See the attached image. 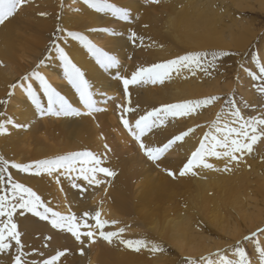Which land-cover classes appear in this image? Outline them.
I'll return each instance as SVG.
<instances>
[{"label": "bare ground", "instance_id": "6f19581e", "mask_svg": "<svg viewBox=\"0 0 264 264\" xmlns=\"http://www.w3.org/2000/svg\"><path fill=\"white\" fill-rule=\"evenodd\" d=\"M254 1L259 3V9L264 8V0ZM114 2L130 9L129 21L98 13L84 5L83 0H76L75 4L72 0H29L14 18L0 25V100L7 99L10 84L39 65L38 71L58 91L76 102L78 98L64 77L62 62L51 46L59 23L61 27L89 35L97 45L117 55L122 74H130L138 66L163 62L187 51H207L208 57L214 51L232 53V57L223 56L226 58L221 72L217 71L215 62L208 72L195 70L193 74L183 70L179 74L173 73L163 83L130 86L132 106L139 105V114L165 103L217 95L215 91L223 85L241 93L242 101L248 107L256 104L249 91L252 80L241 70L247 67L241 56L249 55L255 42L263 48L260 59L264 62V35L257 37L260 33L255 19L246 15L254 9L253 1ZM256 16L262 17L259 13ZM105 26L113 28L115 35L89 31ZM130 30L144 37L143 45L131 43ZM61 46L86 71L97 93V107L103 110L92 115L42 117L18 87L8 103L0 105V112L26 127L8 125V131L0 133V156L27 163L85 148L104 153L107 144L110 151L105 166L116 175L108 177L100 186L87 187L83 193L64 177L58 183L54 176L46 173L34 175L16 169L10 171L14 179L38 191L57 210L67 212L69 207L76 212L100 210L101 219L119 222L107 226L105 231L123 227L121 239L155 241L163 251L154 253L148 248L135 251L115 237L109 243L97 234L93 241L85 242V254L81 255V245L71 233L53 229L50 223L25 211L16 216V222L29 260L42 261L44 255L40 253L45 254V248L50 246L52 253L57 249L69 250L60 264H183L189 257L198 259L212 254L215 258L217 249L226 244L236 245L249 233L264 228V148L253 150L226 173H222L225 172L224 163L213 159L210 162L215 163L214 169H199L196 175L190 173L182 177L170 175L169 170L178 173L182 161L206 129L200 128L193 136L185 138V142H177L160 161L148 160L123 126L122 115L133 123L136 117L122 110V106H128L122 82L113 72L99 69L77 41L69 38L66 43L61 41ZM229 65L233 68H225ZM205 66L208 67L207 62ZM34 87L41 91L38 82ZM233 99L236 100V96ZM263 104H256L257 111L264 113ZM220 105L221 101H216L206 110L205 107L198 109L190 119L169 118L165 125L147 134L146 142L161 144L186 127L197 123L206 125L216 118ZM77 106L82 108V105ZM260 141L264 145V138ZM229 174L233 176L229 177ZM48 236L52 238L50 241L45 240ZM15 254L14 248L0 253V264H12ZM249 259L251 264H258L250 256Z\"/></svg>", "mask_w": 264, "mask_h": 264}, {"label": "snow or ice", "instance_id": "6c2138e0", "mask_svg": "<svg viewBox=\"0 0 264 264\" xmlns=\"http://www.w3.org/2000/svg\"><path fill=\"white\" fill-rule=\"evenodd\" d=\"M28 2L29 0H0V25H4L11 18H14L18 10ZM152 2L159 3V0H152ZM72 3L75 4L76 0H72ZM83 4L98 13L109 14L121 21H129L130 19V9L127 6L118 5L114 0H83ZM40 15L46 14L41 13ZM57 19L60 20V17H57ZM89 31H100L115 35V30L107 26L91 28ZM69 38L77 41L86 49L99 69L113 72L114 77L122 82L123 92L128 100V106H122V110L125 113H131L136 118L133 123L122 115L121 120L124 128L138 142L142 153L148 160L154 163L160 161L177 142H185V138H190L200 128L206 129L190 150V154L182 161V167L179 168L178 173L169 170L170 175L182 177L190 173L196 175L199 169H214L215 163L210 162L213 159L224 163V171H231L232 165L239 164L245 156L251 154L254 145L264 138V113L245 116L241 108L237 106V101L228 98L224 100V106L210 123L206 125L197 123L186 127L161 144L146 142L147 134L151 133L154 128L165 125L169 118L190 119L198 109L214 104L221 97L209 95L199 99L165 103L139 114V105L132 106L130 86L148 82L154 84L157 81L163 83L173 73L179 74L183 70L191 71L193 74H195V70L208 72L219 57L228 56L232 53L222 50L214 51L211 53V60H208L209 53L207 51H187L163 62L138 66L130 74H122L120 72L121 61L117 55L97 45L90 39L89 35L81 31L61 27L59 23L54 33V39L51 40V46L62 62L64 77L71 89L74 90V95L78 98L76 102L74 103L67 95L58 91L38 71L39 65H37L30 73L23 74L17 81L9 85L10 90L7 93V99L0 100V105L7 104L19 87L26 93L36 112L42 117L49 115L82 116L102 111L103 109L97 107V93L94 91V86L86 71L78 66L66 48L61 46V41L66 43ZM129 39L133 45L137 42L143 45L144 37L134 30H130ZM252 59L255 61L258 71H253L251 68L245 70L254 81H258L254 84V87L264 95V62H261L258 53ZM206 61L208 67L205 66ZM36 82H38L41 91L34 87ZM77 105H82V108ZM0 117H4V119H0V133H6L8 125L15 124L17 127H26V125L16 124L15 121L8 119L4 112H0ZM104 148L106 150L104 153L85 148L58 154L51 158L35 159L27 163H17L0 156V253L14 248L16 254L12 264H60L61 258L66 256L69 251L67 248L57 249L42 261L29 260V252L25 250L26 245L22 241V233L18 230L16 222V216L23 215L25 211L42 221L49 222L53 229L71 233L81 245L79 249L81 255L85 254L83 247L85 242L93 241L97 234L109 243L115 237L120 240V243L135 251H140L141 248H148L154 253L163 251L162 247L155 241L121 239L120 234L125 231L123 227L116 231H105L107 226L116 225L119 222L101 219L100 210L76 212L71 207L67 212L57 210L50 206L49 202L42 198L38 191L14 179L10 171V169H16L19 172L34 175L46 173L54 176L58 183L61 177H64L71 183L73 188L83 193L87 187L100 186L105 183L108 177L116 175L114 170L105 166L107 152L110 149L107 144L104 145ZM260 236H264V228H258L243 237V240H255L260 264H264V246H261L258 239ZM51 239L50 236L45 237L46 241ZM239 244L240 242H237L232 258L223 249H217L215 258L212 257V254L201 256L198 259L189 257L188 264H251L246 249L239 246ZM32 251L35 252L36 250L33 249ZM40 255L43 256L44 254L40 253Z\"/></svg>", "mask_w": 264, "mask_h": 264}, {"label": "rangeland", "instance_id": "374dc122", "mask_svg": "<svg viewBox=\"0 0 264 264\" xmlns=\"http://www.w3.org/2000/svg\"><path fill=\"white\" fill-rule=\"evenodd\" d=\"M251 1H253L252 3L254 4V9L253 10H249V12H247V13H249V14H246L248 17H251V18H254L255 19V26L257 27V31L260 33V34H258L257 35V37H261V36H263L264 35V8H260L259 9V7H260V5H259V7H258V4L259 3H257V2H255L254 0H251ZM262 7H264V2H263V6ZM257 13H259V14H261L262 15V17H257L256 15H257ZM261 31V32H260ZM263 39V38H262ZM252 46H253V44H252ZM262 47H261V45L260 46H257V42H255V44H254V46L252 47V51H250L251 53L249 54V55H247L246 56V54L244 55H242L241 56V58H242V62L244 61V63H246L247 64V67L246 68H242L241 70L245 73V75H248L249 76V74H248V72L245 70V69H247V68H251L253 71H258L257 70V68H256V64H255V61H253V59H252V57L254 56V55H256L257 53H259V57H260V55L262 54V49H261ZM260 50V51H259ZM234 55V54H233ZM231 57H232V55H231ZM237 57V56H236ZM226 57H219L217 60H216V63H217V65H216V68H217V71L218 72H221V70H223L222 69V66L224 65V61H223V59H225ZM222 59V60H221ZM252 59V60H251ZM208 60H211V57H208ZM246 61V62H245ZM249 61V62H248ZM251 61H252V64H251ZM207 62V61H206ZM241 62V63H242ZM222 64V65H220V64ZM236 64H237V62H236ZM251 65V66H250ZM229 67H232L233 68V66L232 65H229V66H226L225 68H228L229 69ZM232 73H233V71H232ZM221 77V76H220ZM250 77V76H249ZM221 78H223V77H221ZM251 78V77H250ZM233 79H235V77L233 78ZM251 80H252V82H251V89L249 90V91H251L250 93H252L250 96L252 97V102H256V104L258 105V104H260V103H264V95H262L258 90H257V88L256 87H254V84H256V83H258V81H254L252 78H251ZM228 81H230V82H232V80L231 79H229ZM221 85L223 84L222 83V79H221ZM228 87V86H227ZM214 89H216V87L214 88ZM220 90V91H219ZM219 90H216L215 91V93L214 94H216L217 93V95L216 96H219V97H221V99L220 100H218V102L219 101H221V107H223L224 106V100L225 99H228V98H233V96H236V100L239 98L240 100H237V103H238V107H240L241 108V110H242V113L245 115V116H255V115H259V114H261V112H259V111H257V105L256 104H254L253 106H251V108L250 107H248L242 100L244 99L243 97H242V95H241V93H238L237 91H236V89H234L233 90V88H231V89H227V88H224V85L222 86V87H220L219 86ZM227 90H228V92H227ZM217 91H219V92H217ZM226 91V92H225ZM230 91V92H229ZM234 91V92H233ZM225 93V94H224ZM209 96V95H208ZM242 97V98H241ZM242 101V102H241ZM215 104H216V102H215ZM264 105V104H263ZM220 106L218 107V109H221L220 108ZM208 108V106H206L205 108H204V110H206ZM202 109V108H201ZM200 109V110H201ZM263 111H264V108H263ZM110 117H112L111 115H109ZM262 141H259L256 145H254V150L255 151H258L259 149H261V148H264V145H261L260 143H261ZM263 170H264V168H263ZM226 172H228V171H225V172H222V173H226ZM230 176L229 177H232L233 176V174H229ZM215 191V190H214ZM42 221V220H41ZM45 223H47V221H44ZM49 223V222H48ZM250 234V233H249ZM248 234V235H249ZM258 239L260 240V242H261V246H264V236H260V237H258ZM238 242H240V244H239V246H241V247H244L245 249H246V252L248 253V255L251 257V259H252V261H254V262H257L258 264H260V257H259V254H258V252H257V250H256V245H255V240H247V241H245V240H239ZM227 246H222L221 247V249H223L225 252H227V254H229V256H231V257H233V254H234V251H235V247L237 246V244L235 245V244H233L232 243V245H229V244H226ZM45 249H47L46 251H45V254H44V258H47V256L48 255H50V254H53L52 253V251H51V247L50 246H48L47 248H45ZM44 249V250H45ZM183 264H188V259L186 260V261H184V263Z\"/></svg>", "mask_w": 264, "mask_h": 264}]
</instances>
